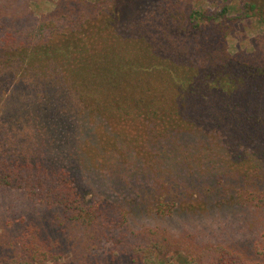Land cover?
Wrapping results in <instances>:
<instances>
[{"label":"trees","instance_id":"16d2710c","mask_svg":"<svg viewBox=\"0 0 264 264\" xmlns=\"http://www.w3.org/2000/svg\"><path fill=\"white\" fill-rule=\"evenodd\" d=\"M243 20L264 30V0H62L27 28L1 23L0 189L54 211L86 251L264 264V223L253 254L139 223L205 207L264 219V32L233 54ZM22 222L3 262L59 257Z\"/></svg>","mask_w":264,"mask_h":264},{"label":"rangeland","instance_id":"374dc122","mask_svg":"<svg viewBox=\"0 0 264 264\" xmlns=\"http://www.w3.org/2000/svg\"><path fill=\"white\" fill-rule=\"evenodd\" d=\"M61 2L62 0H0V24L9 22L20 28H27L52 13ZM88 2L92 3V0ZM263 32V28L256 27L250 20L239 22L229 40L230 51L233 54L253 51L254 41ZM54 215V211L35 204L19 191L0 189V257L7 250L13 252L16 249V246L10 248L11 243L21 231L24 219L25 222L41 226L53 241L58 240L61 243L62 253L59 255L57 250L56 255L59 257L49 260L48 264H158L144 261L135 263L128 256L114 258L111 243L86 251L82 246L83 241H79L80 235L72 227L59 225ZM263 220L260 214L248 207H205L195 212H179L167 218L139 220V223L159 225L176 235L192 233L200 242H222L247 254H253L254 243L262 231ZM136 225L138 223L134 224ZM0 264L8 263L0 258Z\"/></svg>","mask_w":264,"mask_h":264}]
</instances>
